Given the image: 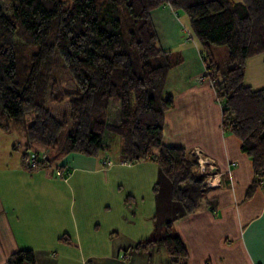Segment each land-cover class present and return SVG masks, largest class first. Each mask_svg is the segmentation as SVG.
I'll use <instances>...</instances> for the list:
<instances>
[{"label":"trees","instance_id":"1","mask_svg":"<svg viewBox=\"0 0 264 264\" xmlns=\"http://www.w3.org/2000/svg\"><path fill=\"white\" fill-rule=\"evenodd\" d=\"M7 1L6 8L0 2V129L21 130L31 117L22 155L26 168L48 162L30 167L29 145L48 154L91 157L112 147L124 163H156L187 214L216 210L191 153L163 143L165 114L174 106L167 78L181 59L157 46L151 12L169 6L189 19L209 76L217 64L212 47H227L232 67L213 80L222 127L251 161L253 181L245 198L264 185V88L244 83L247 61L264 55V0ZM162 231L136 248L160 245L167 264H188L187 245L173 224ZM7 264H36L34 251L18 250Z\"/></svg>","mask_w":264,"mask_h":264},{"label":"crops","instance_id":"2","mask_svg":"<svg viewBox=\"0 0 264 264\" xmlns=\"http://www.w3.org/2000/svg\"><path fill=\"white\" fill-rule=\"evenodd\" d=\"M179 18L169 6L151 12L160 48L181 59L167 78L174 106L165 114L163 143L189 152L198 148L214 163L221 181L206 195L217 201L216 210L202 207L187 214L173 200L171 181L156 163L124 165L112 147L99 157H54L55 170L67 173L63 181L54 179L53 169L26 170L17 156L10 166L0 164V264L21 249L33 250L36 264H167L162 246H155L156 253L153 247H136L168 222L187 245L188 264H264V185L245 198L253 181L251 161L239 140L223 129L217 75L209 76L200 44L183 37ZM258 62L264 66V59ZM104 159L117 162L104 168ZM99 180L108 189L118 187L117 196L91 197ZM142 213L145 221L134 219ZM62 233L68 237L61 240ZM55 248L56 256L51 254Z\"/></svg>","mask_w":264,"mask_h":264},{"label":"rangeland","instance_id":"3","mask_svg":"<svg viewBox=\"0 0 264 264\" xmlns=\"http://www.w3.org/2000/svg\"><path fill=\"white\" fill-rule=\"evenodd\" d=\"M235 3H238L240 5L243 4V0H233ZM2 6L4 8L9 7V3L7 0H0ZM178 14L180 15V21L182 22L183 25V37L185 38H190V36L193 38V40H197L198 39L195 37V35L193 34L190 26H189V21L188 18L186 17V15L182 12L179 11ZM9 15V14H8ZM176 15V14H175ZM185 26V28H184ZM198 43L200 44V42L198 41ZM157 46H159V44L161 45V43L159 42V37H158V42H157ZM201 47V44H200ZM202 49V47H201ZM212 53H213V57L215 58L217 64L214 65V69L210 70L211 73L215 71V74L217 75V77L222 80L224 73L231 68L232 66L230 64L227 63V59H228V49L226 46H213L212 47ZM264 55H258V56H254V58H252L250 61L248 60L247 65H246V71H245V75H246V80L244 78V83H251L253 84L252 86H254V89L257 88H264V83H258V81L263 80L264 79V66H262L258 61H262ZM208 61H210V58L208 59ZM264 63V62H263ZM19 70H21V66H19ZM204 80V77H201ZM264 81V80H263ZM251 86V87H252ZM116 109H114L112 111L113 115L111 117H115V111ZM31 121V117L27 116L26 117V121H25V126L24 128H22L21 130L18 131H12V132H5L2 131L0 129V164L2 161H6L7 164L10 166L11 163H14L16 160V157H20V161H22V155L23 153H25L26 148L28 147V137H27V133H26V128L28 126V124H30ZM111 141V140H110ZM30 146V145H29ZM33 146V145H31ZM37 148H35V146H33V148L30 147L29 149V153H30V158L32 159L33 157H36L35 151ZM112 148H109V150H111ZM108 150V151H109ZM50 157L48 159V162L46 163V166H39L38 168H35L34 170H31V172H41L43 170H50L51 169L54 170V179L63 181L65 178H67V173L63 171L62 175H60L56 170L53 164H55V159L54 157L59 156L61 154H49ZM37 159H40L39 154L36 157ZM23 163V162H22ZM26 168V167H25ZM26 170H28V168H26ZM29 171V170H28ZM54 185L57 187L59 185L63 184H59L58 182L54 183ZM89 187H92V185H89ZM54 189V188H53ZM56 192H59V188H55ZM97 194H93L92 190H90V196L91 197H98L100 198V196L102 195H111L112 197H116L118 194V187L112 188L108 186H106L104 184V182L99 180V185L97 186ZM123 193V192H122ZM120 194L118 195V197L120 198ZM51 200V199H50ZM62 204H66V202H63V200L61 199ZM133 219V218H132ZM134 219H138V221H145V216L142 213L141 216H136ZM163 228V227H162ZM162 228L160 229V231L158 232H153L152 235V239H157L160 238L163 235V231ZM65 234L62 233L61 235V240L63 238ZM66 237H68L67 235H65ZM57 247V246H56ZM38 250V249H37ZM153 252L156 253L157 251V247H153ZM143 251V250H142ZM36 252V251H35ZM38 252V251H37ZM58 250L57 248L52 250V255L56 256ZM158 257H164L162 256V254L158 255ZM123 258V256H122ZM61 261H63V258H60Z\"/></svg>","mask_w":264,"mask_h":264},{"label":"built area","instance_id":"4","mask_svg":"<svg viewBox=\"0 0 264 264\" xmlns=\"http://www.w3.org/2000/svg\"><path fill=\"white\" fill-rule=\"evenodd\" d=\"M203 79V78H202ZM192 157L197 161L198 164V174L205 178V187L207 189L216 188L220 185V177L221 174L218 172L217 167L209 161L207 157H205L202 150L195 148L190 151ZM40 159L38 160L36 157H33L29 160L30 167H36L39 161H45L48 157V152L43 151L39 154ZM122 164L130 165L129 163H124V157L120 156L119 159ZM117 160L109 159L103 162V166H113Z\"/></svg>","mask_w":264,"mask_h":264}]
</instances>
